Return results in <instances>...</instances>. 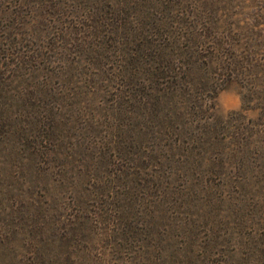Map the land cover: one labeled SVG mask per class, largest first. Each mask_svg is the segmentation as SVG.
I'll use <instances>...</instances> for the list:
<instances>
[{
  "label": "rangeland",
  "instance_id": "obj_1",
  "mask_svg": "<svg viewBox=\"0 0 264 264\" xmlns=\"http://www.w3.org/2000/svg\"><path fill=\"white\" fill-rule=\"evenodd\" d=\"M0 264H264V0H0Z\"/></svg>",
  "mask_w": 264,
  "mask_h": 264
},
{
  "label": "trees",
  "instance_id": "obj_2",
  "mask_svg": "<svg viewBox=\"0 0 264 264\" xmlns=\"http://www.w3.org/2000/svg\"><path fill=\"white\" fill-rule=\"evenodd\" d=\"M160 59L163 61V63L161 62L160 66L158 68H156V70L160 71V73H159L160 75L163 74L165 76V74L168 72V70H171L172 65L170 64V60H168V61L165 60L166 59L165 57L164 58L162 57ZM166 77H169V76H166ZM167 83H169V82H167Z\"/></svg>",
  "mask_w": 264,
  "mask_h": 264
}]
</instances>
